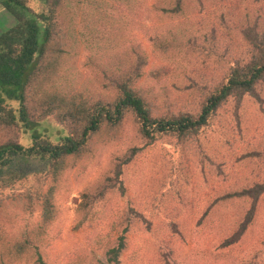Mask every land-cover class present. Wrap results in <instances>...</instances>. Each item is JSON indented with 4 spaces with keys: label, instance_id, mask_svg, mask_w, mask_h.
Wrapping results in <instances>:
<instances>
[{
    "label": "trees",
    "instance_id": "1",
    "mask_svg": "<svg viewBox=\"0 0 264 264\" xmlns=\"http://www.w3.org/2000/svg\"><path fill=\"white\" fill-rule=\"evenodd\" d=\"M207 1L169 0L166 10L179 15L195 2L201 11L206 9L210 13ZM210 1L220 8L219 26L214 24L212 28V43L199 48L195 37L187 39L191 46H186V53L197 54L205 49L200 55L212 57L215 54V61L224 60L227 70L225 68L224 75L215 76L208 60H199L200 64L193 68L203 70L204 76L210 73L213 78L210 76L204 81L193 76L188 89L197 86L207 91L198 93V103L186 102L185 108L177 106L176 111L161 113L156 111L154 100H146L135 82L145 71L148 55L133 46L124 52L117 73L107 74V80H103L102 87L108 89L104 95L96 96L94 89L79 78L63 77L70 82L64 86L65 83L58 82L61 86H57V82L50 79L52 75L73 73L67 70V61L79 55L82 39L87 41L86 48L94 51L100 47L98 45L113 44L111 24L115 19L125 27L138 23L145 12L144 0H0V11L14 18L13 21L6 19L7 24L3 23V18L0 20V231L10 226L9 221L21 220L14 238L5 243L13 256L26 257L34 264L48 263L42 251L53 243L48 232L60 215L61 206L56 200L61 182L80 157L90 151L91 145L95 146L106 136L118 142L128 121L134 122L131 158L110 153L108 162L93 182L78 191L80 201L74 211L83 217L76 216L78 219L73 225L85 231V241L97 251L87 254L89 262L72 259L67 264H123L119 257L129 241V234H146L153 229L159 235L154 256L161 264L177 263L175 255L182 243L191 241L194 228L185 226L182 215L190 213L176 204L185 205L189 200L194 205L185 184L192 182L196 189V181L190 177L195 170L202 176L206 196L205 207L195 215V223H213L221 215L223 206L237 201L240 216L227 228L218 247L231 250L249 241L250 230L257 225L259 208L264 205V22L261 23V14L252 18L249 11L238 16L241 0ZM93 14L99 15L100 25L87 40L85 32ZM157 44L153 43L152 49L156 56ZM161 45L164 52L170 48V45ZM178 53L180 55V49ZM232 99L231 127L222 131L220 128L226 122L224 115ZM37 108H42L44 114L55 111L68 122V132L55 138L46 135L44 117ZM255 115L260 116L247 139L244 124ZM211 127L214 136L220 138L216 139L219 146L234 145L246 139L243 151L235 152L231 158L234 161L218 160L219 146L211 148L210 144L201 142L200 135ZM164 135L176 141L178 147L182 146L176 156L180 159L168 156L169 161L166 158L161 162L163 165L160 164L165 175L156 186H151L141 196L130 197L119 209L109 212L112 196L127 192L124 175L137 155L135 150L146 149L136 142L141 140L148 146ZM189 148L195 149L192 155L186 153ZM105 159L101 157L96 163ZM227 165L233 169L228 175ZM212 174L223 184L211 180ZM225 182L229 184L224 186ZM4 192H13V195L8 198L3 196ZM40 207L36 220L22 223V219L29 218L28 214L34 216ZM111 212H115L114 219L109 221ZM0 238L6 236L0 232ZM254 242L256 245L251 246L252 251L242 264H264V240ZM77 244L74 251L83 249ZM97 252L102 253L99 258ZM223 256L216 254L215 258L223 259ZM190 258L193 264L198 263L195 255ZM183 259L182 264H186Z\"/></svg>",
    "mask_w": 264,
    "mask_h": 264
},
{
    "label": "rangeland",
    "instance_id": "2",
    "mask_svg": "<svg viewBox=\"0 0 264 264\" xmlns=\"http://www.w3.org/2000/svg\"><path fill=\"white\" fill-rule=\"evenodd\" d=\"M168 2L169 0H144L143 5L145 12L140 16L139 22L135 24L132 23L127 27H125L123 22L117 19L112 21L113 44L111 45H98L100 47H97L93 51L86 48L87 41L82 39V45H80L78 49L79 55L70 58L67 61V70L69 72L72 71L73 73L64 74L63 76L52 75L50 79L57 82L55 85L61 86V83H65L62 85L64 86L69 82V79L66 80L65 78H73V80L79 78L81 82L94 89L93 91L96 96L104 95L108 89L102 87L103 80L104 82L107 80V74L117 73L118 65L124 59V52L133 46L134 49L148 55L145 71H143L142 76H140L135 82L142 91V94L146 96V100H154L157 112L163 113L169 110H175V108L179 109L177 106L185 108L187 107L186 102H189L190 104L198 103L197 99L200 96L198 93L207 91V89L197 86H194L193 89H188L191 77L195 76L198 79L206 81L208 80V77L211 76L213 78V76L210 73H207V75L204 76L203 70L199 72L198 69H194L193 66L200 64L199 60L206 58L209 64L213 66L211 71L215 76L224 75L227 68L224 66V60L215 61V54L212 57L200 55L205 49L197 54H187L186 51L188 49L186 46L190 45V43L186 40L194 39L195 37L197 44L201 46H197L199 48H204V46L208 45L206 43H212V28L214 24L215 26H219L220 8L217 5H212L211 1L208 0L207 5H209L210 10V13H208L206 9L201 11V7L197 6L194 2L188 11L176 15L175 12L171 13L166 10V8L170 6ZM240 4L241 6L238 11V16H241L243 13L247 14L249 11L252 18L261 14L263 19L261 23L264 22V0H241ZM81 14L84 15L83 12ZM102 17L103 20H105L104 16ZM2 18L4 20L3 23L6 24L8 23L6 19H9L10 21H13L14 19L12 15L0 11V20H2ZM98 18L99 15L93 14L92 21L89 23L85 32L87 35L85 38L87 40H89L99 28L100 21ZM216 32L218 34L217 30ZM155 42L158 43L155 46L157 56L152 54L153 43ZM222 42L224 43L223 39ZM161 44L170 45V48L164 52L162 50L163 45ZM111 47H113L112 50H110ZM175 49L176 51L174 52ZM178 49L181 50L180 55ZM136 74L137 73H132V75ZM60 77L65 78L60 79ZM58 82L61 83L58 84ZM60 88L61 87L57 89L59 90ZM186 91H194L197 94L193 95ZM233 102L234 99L229 102L228 112L224 115V120L226 122L224 126L220 128L222 131L231 127V112L234 108ZM40 109L42 108H37L36 111ZM258 110H260V108H258L257 111ZM40 111L44 117L43 127L47 129L45 131L46 135L55 138L68 132L66 129L69 128L68 122L59 118L55 111L51 114H44L43 110ZM255 116L256 117L248 120V122L244 124V132L247 139L253 130L252 125L256 123L260 115ZM216 125L217 124L212 127H215ZM247 126H249V128H247ZM133 127L134 122H126L121 131V133L124 132L123 136L118 142L115 138H109V136H106L103 140H99L98 144H95V146L92 147L91 145L90 151L80 157V161L61 182L62 185L57 190L58 195L56 200L57 204L61 206L59 209L60 215L54 222L53 229L48 232V236L51 237L53 243H51L47 249L42 251L45 258L44 261H47V264H67L72 259H80L81 261L85 260L89 262L87 254L89 255V252L96 253L97 250L95 247L85 241V231L75 229L73 225L76 219H78L76 216L83 217L81 213L78 214L74 211L76 204L80 201L78 191L93 182L100 169L108 162L110 153L118 154L122 157H129L130 155L131 158L134 153V151L132 152L130 149L134 145ZM212 127L206 128V130L203 131L204 133L200 135V140L203 144H210L211 148H216V146H219L220 144L219 141L216 143V139L220 138L214 136V128L212 129ZM30 141L31 137L28 139V142ZM136 143L139 146L144 145L146 149L143 152L135 150L137 155L135 159L131 160L128 172L124 175L127 192L125 195L118 194L112 196L114 198L110 199L112 203L110 204L109 212L112 209H119V207L123 206L130 197H135L137 195L141 196L151 186H156L160 177H162L163 174L165 175V170L160 168V164H162L161 162L165 161L166 158L167 161H169L168 156H171L172 158L178 156L179 153H177V151L181 150L180 147H182L181 145L178 147L175 144L176 141L166 135L148 146H146L144 144L145 142L141 140ZM234 143V145L230 146H219L220 156L218 160L228 159L230 160L229 162L234 161V159H231L233 158L234 153L242 152L247 141L245 139ZM86 150H89V146ZM194 151V148H189L186 153L187 155H192ZM101 157H105L106 159L97 164L96 161ZM176 159L179 160L180 158L176 157ZM232 170V166L227 165L225 168L226 175L231 173ZM132 173L137 174L132 175ZM190 177L196 181L197 187H194L196 189H193L191 182L190 185L185 184V188L187 194H189V196L195 201L194 205L187 200V204H176V206L182 208V210L185 209L190 213L188 216L182 215V217L185 226L188 228H194V231L192 232L191 241L187 244L182 243L180 245L181 248L175 255V259L178 260V262L175 264H182V259L184 257H186L183 259L186 264H193L194 260L190 258L193 255L198 259L197 264H242L252 251L251 246L256 245L254 241L264 240V205L259 208L257 225L253 230H250L251 232L249 236L251 237L247 236L249 241L242 242L241 246L238 247V245H236L231 250L228 248H219L218 246L222 238L226 236L227 228L236 222L240 216L239 202H231L229 206H223L221 215L213 223L206 221L204 225H197L195 223V215H199L206 204L205 184L202 176L197 175V170L192 172ZM210 178L211 180L217 181V183L220 182L216 174H212ZM220 183L223 184V182ZM227 184H229V182H225L224 186H227ZM94 189L95 188L93 187L92 191H94ZM6 195L8 198H11L13 192H4L3 196ZM5 201L6 200H4V202ZM40 212L41 207L36 209L34 216L33 214L31 215L27 213L29 218L25 217V219H22V223L26 224L27 220H36L39 217ZM114 214L115 212L110 213L109 221L114 219ZM19 224H21V220H18V223L16 222V219L11 220L9 221L10 226L6 227L5 231H0L2 235L6 236V238H0V264L35 263L28 262L26 257L21 258L13 256L10 249L5 245L10 239L14 238L13 236H15ZM139 233L140 234H129V241L119 257L120 261L123 264H161L158 261V257L153 254V251L156 249V242L159 238L157 232L153 229V231L146 234H143L145 232ZM91 237L93 236L91 235ZM252 239H254V241ZM77 242L82 245L83 249L81 248L78 251L76 248L74 251L73 248L76 247L75 245ZM78 244L77 247H79ZM194 244H196V247ZM100 254L102 255V253L97 252V255H95L99 258ZM216 254H222L225 256H223V259L216 260ZM15 257L20 259L17 260ZM93 263L94 262L90 264Z\"/></svg>",
    "mask_w": 264,
    "mask_h": 264
},
{
    "label": "clouds",
    "instance_id": "3",
    "mask_svg": "<svg viewBox=\"0 0 264 264\" xmlns=\"http://www.w3.org/2000/svg\"><path fill=\"white\" fill-rule=\"evenodd\" d=\"M31 134V133H30Z\"/></svg>",
    "mask_w": 264,
    "mask_h": 264
}]
</instances>
